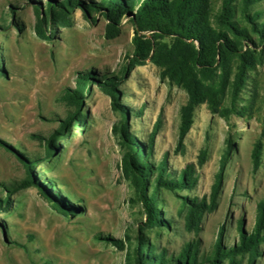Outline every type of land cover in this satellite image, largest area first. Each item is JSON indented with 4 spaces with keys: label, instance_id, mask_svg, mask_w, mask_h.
Instances as JSON below:
<instances>
[{
    "label": "rangeland",
    "instance_id": "1",
    "mask_svg": "<svg viewBox=\"0 0 264 264\" xmlns=\"http://www.w3.org/2000/svg\"><path fill=\"white\" fill-rule=\"evenodd\" d=\"M46 1L0 0V198L9 197L0 211V264L133 262L135 238L145 215L122 163L128 149L116 131L121 114L94 80L87 81L82 123L72 125L68 135L57 141L51 158L44 155L45 138L73 110L63 95L75 89L79 75L88 72L97 78H123L118 104L127 109L131 135L145 144L153 135L148 160L154 168L164 159L165 172L175 177L186 164L194 167L192 189L157 188L158 210L167 226L142 231L157 248L155 253L165 249L175 256L186 243L196 242L199 259L208 258L221 227L222 245L237 243L239 221L249 232L257 204L264 198V0L247 4L234 0L228 27L219 18L223 0H208L207 23L214 32L226 33L230 47L221 56L209 53V73L203 78L205 84L222 91L213 109L207 99L193 109L180 149L176 143L187 92L161 78L162 67L150 61L123 74L133 53L131 22L123 20L117 35L106 38V22L97 12L75 9L66 27L55 25L52 35L43 39L34 33V6H44ZM139 35L156 42L150 32ZM163 42L169 45L170 37ZM241 54L249 65L233 95ZM196 70L199 73L201 67ZM227 142L230 151L215 208L204 211L194 232L185 226L186 199L208 203ZM256 142L262 144L261 159L252 171ZM202 151L205 156L199 165ZM25 160L35 161L33 174L42 183H51L54 193L81 211L65 216L36 187L21 185ZM155 175L153 171L149 186ZM260 249L254 264H264V243ZM246 260L247 256L242 257L241 264Z\"/></svg>",
    "mask_w": 264,
    "mask_h": 264
},
{
    "label": "trees",
    "instance_id": "2",
    "mask_svg": "<svg viewBox=\"0 0 264 264\" xmlns=\"http://www.w3.org/2000/svg\"><path fill=\"white\" fill-rule=\"evenodd\" d=\"M233 1H222L219 18L225 27L231 25L230 21L234 14L231 5ZM243 1L245 4L249 2V0ZM75 9H80L86 14L97 12L106 22L103 33L106 38L117 35L123 20L131 22L134 27L133 53L123 68V74L128 75L135 67L150 61L154 65L162 67L161 78H168L187 92L188 100L182 109L176 143V149H180L182 140L192 123L193 109L206 99L209 107L213 109L217 103V97L222 91L221 87L205 84L203 78L209 73L210 64L207 61L209 53L221 56L230 47L226 33L214 32L207 23L208 0H99V2L47 0L44 6L41 4L34 6L35 35L46 39L52 35L55 25L66 27L69 24V16ZM142 32L152 33L155 36V44L150 40H144L139 35ZM166 37L171 39L169 45L163 42ZM216 41L221 44L216 43ZM193 43L197 45V49L194 48ZM248 63L245 55L241 54L236 82L233 85V95L241 82L243 69L249 65ZM197 66L201 67L199 73L196 70ZM122 79L121 77L104 76L97 78L92 72L79 75V78L75 80V89L63 95V99L69 106L73 107V110L60 123L57 130L45 138V157L51 158L53 156V151L57 148V141L68 135L72 125L78 126L82 123L81 103L88 94L87 81L94 80L96 85L110 97L112 106L117 108L121 114V121L118 123L116 131L128 149L123 155L122 163L132 177L137 189L138 200L145 215L144 222L138 227V235L135 238L132 264H222L224 260L228 264H241L244 256H247L246 264H254L256 259L261 256L260 246L264 243V198L257 204L254 224L249 232L242 228V222L239 221L238 240L234 245L229 247L222 245L221 227L213 244L212 255L208 258L199 259L196 242L186 243L175 256L169 255L165 249L155 253L157 248L144 236L142 231L167 226V221L161 219L158 210L157 188L190 190L196 183L195 171L192 164H186L175 177H170L165 172L164 159L155 168L149 163L148 158L152 149L153 135H150L145 144L129 133L127 109L118 104V87ZM261 147L262 144L256 142L252 148V171H255L260 165ZM229 151L230 144L227 142L220 158L218 172L211 186L208 203H206V199H186L185 226L187 229L196 232L204 211L215 208V198ZM204 156V151H202L198 160L199 165L203 163ZM34 163L35 161L25 160L23 164L25 180L21 185L36 187L40 195L50 202L51 207L59 213L65 216L78 214L81 208L77 204L70 203L68 198L54 193L51 183L44 184L33 174ZM153 171H156V175L153 177V183L149 186ZM148 187H150L149 192ZM8 203L9 197L7 195L1 197L0 211L5 209ZM104 239L113 240L109 236H105ZM115 245H119L118 242L115 241Z\"/></svg>",
    "mask_w": 264,
    "mask_h": 264
}]
</instances>
